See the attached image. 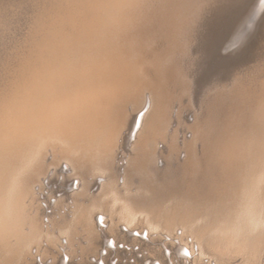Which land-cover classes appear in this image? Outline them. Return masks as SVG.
I'll use <instances>...</instances> for the list:
<instances>
[{
	"label": "bare ground",
	"instance_id": "6f19581e",
	"mask_svg": "<svg viewBox=\"0 0 264 264\" xmlns=\"http://www.w3.org/2000/svg\"><path fill=\"white\" fill-rule=\"evenodd\" d=\"M254 1L259 3L260 8L264 6V0ZM213 2L215 1L158 0V8L153 16L150 12L145 13L148 5L133 0L84 3L68 0L59 6L63 9L61 15L51 18L46 26L42 25V31L36 35L32 44L36 65L33 97L14 93L7 85L9 82L0 86V264H10L13 258H23L25 247L35 236L41 234L42 214L38 195L42 189L39 186L37 193L34 185L38 184L42 176V179L47 176L51 181L61 176L64 189L73 191V180L77 179L75 189L88 192L90 197L94 192L93 187L97 185L105 196L111 195L112 204L120 199L117 194L119 187L126 189L131 178L139 183L146 181L153 186L149 190L153 194L151 196H154L151 197L152 203L144 195H140L142 200L135 202L142 189L138 187V192L132 193L130 200L123 201L120 209L128 206L129 201L141 206H144L142 201H149L146 207L160 210L157 219L164 222L171 235L177 222H194L192 218L195 207L202 205L206 221L218 222V227L224 229L235 228L234 236L239 239L236 242L238 246L231 247L233 252L242 250L252 260L256 247L264 242L263 228L258 227L260 230L256 233L250 231L264 220L251 216L264 201L261 200L264 195H258L262 189L260 181L264 177V146L257 143V136H246V141L237 144L229 131L234 124L229 113L233 103L239 97L248 100L256 98L252 96L251 88L236 86L231 91L221 89L217 95L211 94L204 101L213 115L208 114L199 124H187L178 120L176 128L171 131L167 129L172 122L168 83L182 74L184 62L181 64V60L186 58L188 49L193 47L194 39L196 41L198 38L201 23L197 22L195 15ZM240 30L241 28L239 32ZM158 37L163 38L165 47L162 52L150 57L149 50ZM212 38L211 48L217 50L220 42ZM175 48L177 49L173 55L170 51ZM150 69L156 70L154 79L149 77ZM263 90L264 86L256 109L258 118L264 108ZM147 92L150 95H147L149 98H146L148 105L145 110L143 107ZM126 100L132 101L130 109L124 105ZM141 110L145 111L141 114ZM152 113L155 116L151 117L146 126V134L140 136ZM248 123L258 131H263V124L258 119L249 120ZM178 128L191 130L190 142L178 143ZM131 138L134 140L131 148L135 151L132 162L129 163V159L123 165L126 172L122 175V184L118 181L122 165L119 160L125 153L124 144ZM250 138H253L252 142ZM46 146L51 148L49 153ZM182 150L185 154L183 161L179 159ZM251 155L256 158L253 166L248 162ZM159 157L163 159L160 167L157 164ZM63 163L65 169L62 167ZM66 170L68 172L65 173ZM240 171L241 183L236 188L234 183L238 180ZM98 176L106 178L98 184ZM69 181L72 183L67 189ZM177 192L203 199L194 200L183 196L181 203L175 204L172 201L174 206H161L165 203L162 201L163 197ZM258 199L261 200L260 203ZM95 205L94 207H99ZM96 208L82 209L75 223L70 224L80 227L88 239L87 251L94 253L97 259L101 258L105 262L107 256L100 255L103 245L107 255L114 251L119 258L121 252H127L117 248L116 244L121 242L128 246L137 244L138 248L146 251L141 259L136 260V264L147 260L168 264V259L173 264L178 250L187 247V243L181 239L177 244L164 240L160 235L162 230L159 229L156 237L147 236L149 242L132 233L129 235L107 213L109 224L106 229L99 231L97 216L101 212L96 211ZM170 208L176 213L167 222ZM241 211L250 220V230L245 229V224H241ZM132 224L129 221L125 224L129 231L135 228L129 227ZM156 227L150 225L146 228L149 230ZM204 228L195 224L188 231L181 232L180 238L192 236L200 246L212 252L217 246L228 244L232 238L228 236L230 234L208 233ZM137 231L141 232L139 228ZM55 241L58 240L53 239L52 246L47 251L56 259L54 264H58L59 250L52 253V248L57 245ZM159 241L161 244L157 246ZM165 248L169 249L168 255ZM219 250L216 255L223 261L226 252ZM68 253L72 254L71 251ZM129 253L133 255L134 251L130 250ZM214 260L216 264H223L221 260ZM254 263L251 261V264Z\"/></svg>",
	"mask_w": 264,
	"mask_h": 264
},
{
	"label": "rangeland",
	"instance_id": "374dc122",
	"mask_svg": "<svg viewBox=\"0 0 264 264\" xmlns=\"http://www.w3.org/2000/svg\"><path fill=\"white\" fill-rule=\"evenodd\" d=\"M67 1L68 0H17V1L16 0H7V1L0 0V86L2 84L9 82L7 85L13 89L14 93H18L21 95L26 94L30 98L33 97L34 90L36 88L35 72H34L36 65H35V57L33 53L34 49L32 48L33 40L36 37V35L40 31H42L43 26H46L47 22H49L51 18L57 15H61L63 13L62 11L63 9L60 8L59 6L60 4H64ZM76 1L84 3V2H94V1L109 2L110 0H76ZM112 1H115V0H112ZM133 1L140 2L141 4H145V6L148 5L147 9L145 8L146 14L151 13L153 15L155 14L154 12L157 11L156 9L158 8V0H144V1L143 0H133ZM214 1L215 2H213L212 5L204 7L202 10L197 12V14L195 15L197 22L201 23L200 31L198 32V35H197L198 38H196V41L195 39L194 41L192 40L193 41L192 44H194L193 47H190L188 49L186 58L181 60V64H183L184 62L183 68H182V74L178 75V77L176 76L174 79H172V81L168 83L169 84L168 89L171 92V104H170L169 111H170V115L172 118V122L169 124L167 129L168 131H171L173 128H176L178 120L184 121L187 124H191L192 122L198 123V124L202 123L208 114L211 113V115H213V113L210 110H208V108H206V106L204 105V101L208 96H210L211 94L217 95V92L221 89L231 91L236 86H241L244 88L245 86H248L249 89L251 88L252 90V93H253L252 96H255L256 98H251L248 100L243 97H242L243 99L239 97L233 103L229 113L231 115V120L234 122V124L232 128H230L229 131L231 135L234 137V140L237 144L238 142L242 144V142L246 141V138L247 137L249 138V136H252V137L257 136L258 141H259L257 143L258 144L260 143V145L264 146L263 144L264 143V108L261 109L259 118L257 115L258 112L256 111V109H258L257 107L258 102H260V99L262 98V94H261L262 92L260 91L262 90V87L264 86V69H263L264 68V6L260 8L261 6H259V3H255L254 0L253 1L251 0H214ZM248 11L249 13H247ZM248 21L250 24L248 23ZM240 28L241 30L239 32ZM235 32L237 34H235ZM212 37L214 39H217L220 42V47L217 50H213L211 48V38ZM238 38L240 40H238ZM224 42H227V44ZM224 46H225V49H224ZM164 47H165V41L163 40V38L162 39L160 37L155 38L154 45H152V48L149 50L150 57L157 53L162 52V49ZM226 47L228 50L226 49ZM221 48L223 49L221 50ZM176 49L177 48H175L174 50H171L170 51L171 54L174 55ZM224 51L226 52L224 53ZM155 71L156 70L154 69H150V76H149L150 78H153V79L155 78L156 76ZM148 94L150 95L149 92L145 94V106L143 107V109L145 108L147 109L148 99L146 98H149L147 96ZM125 104H126V108L130 109L132 105V101L126 100L124 101V105ZM145 110H141L142 112L140 111V113L142 114ZM153 115L154 114L152 113V115L149 116L140 136H144L146 134V129H147L146 126L148 125ZM254 119H258V121H260L263 124L262 125L263 128H261L263 130L262 132L258 131L256 127L250 126V124L248 123L249 120L253 121ZM176 133H177V138H178L177 140L179 144H183V142L188 143L192 139L191 130L188 128H184V129L178 128ZM249 140L252 142L253 138H250ZM133 143H134V140L133 138H131L129 142H126L124 144L125 153L122 156H120V160H119V164L120 165L122 164L120 167L121 175L118 177L119 183H122L121 182L123 180L122 175L126 172L125 168H123V165H125L126 164L125 162L126 161L128 162L129 159H130L129 163H131L133 160V154L135 151L134 149H132ZM161 146H162V143L160 142L159 147ZM50 150L51 148L46 146V151L48 153L50 152ZM184 155H185L184 151L183 150L180 151L179 159L181 161H183ZM251 156L248 162L250 166H253L256 163L255 162L256 158L253 155ZM162 163H163V159L159 157L157 159L158 166L159 167L162 166ZM62 167H64L63 169H65L64 163L62 164ZM66 172L68 171L66 170L65 173ZM240 175H241V171L238 174V180L234 183V187L236 188L240 187V183H241ZM42 177L38 181V184L35 183L34 185L35 191L37 193L39 192V186L42 189L40 192L41 194L39 193L40 195H38L39 201H40L39 205L41 206L40 210L42 214V224H41L42 231H40L41 234L39 233L40 236L39 235L35 236V239L29 242L28 244L29 247L28 246H26L27 248L25 247L23 258L19 260L17 258H13L10 264H18V263L19 264L20 263L21 264H38V262L39 264H54L56 259H54V256L51 255L47 251L52 246L53 239L58 240V241H55L57 242L56 247L52 248L53 254L56 252V249H58L60 252L57 258L59 260L57 262L58 264H62L65 262H66L65 264H86L85 262H90L91 264H136L135 263L136 260L141 259L142 256L145 254L144 252H146L145 250L143 251V249L138 248L137 244L133 246L131 245L128 246L127 244L122 245L121 242L117 243L116 244L117 248H119L120 250H123V249L127 250L126 253L121 252L119 255V258H117V255L114 253V251H111L107 255L105 251V247L103 245L104 249L102 248L100 250V255L104 257L107 256L105 259V262L101 258L97 259L94 253L87 251L86 247L88 245V239L81 232L79 226L77 225L75 226V224H70V223L71 222L75 223L76 218L82 209L86 207L96 208L94 207L95 204L97 205V207L99 206L95 210L96 211L99 210L98 212H101V214L98 215L99 217L97 216V219H99L97 220L99 222V223L97 222L98 223L97 230L99 231H102L103 229L107 228V225L109 224V220H110L107 214H109L110 216H113L112 218L119 223V228L122 231L127 232L129 235H131L132 233L133 236L140 237L144 241L149 242L150 240L149 238H147L148 235L151 237H156L158 235L157 232H159V230H162L161 231L162 233H160V235L164 240L172 241L177 244L179 242V239H181L183 242L187 243L186 248L182 247V249L178 250L177 257L173 258V264H216L217 262L214 259L219 260V261L221 260L219 259V255H216L218 254L217 252L219 249H220L219 252L220 251L226 252L224 254L223 261L221 260L223 264H243V263L247 264V262L248 264L249 262L251 264V261L253 263L255 262L254 264H264V250H263L264 245L262 246V244H264L263 241L259 243L260 246L257 245L258 247H256L255 251L253 252L252 260L250 259V257H247L246 253L242 250L238 249V251L233 252L231 247L235 246L236 248V246H238L236 242L238 241L237 239H239V237L236 238L234 236L235 228L233 227L229 229H224L222 227H218L219 225L218 222L206 221L207 216L204 210V206L202 205L199 207L196 205L195 207L196 208L194 211L195 215L193 214L194 216L192 218L195 220L194 222H192L193 220L186 222V223L183 221L177 222V224H175V227L173 226L175 229L172 227L174 230H171V231H174V233H172L171 235H170V231L168 230L164 222L159 221L157 219L158 213L160 210L146 207L149 201H142V204L144 206L136 205L129 201L130 203L127 202L128 206L120 209V206L122 205L123 201L130 200V196L132 195V193L138 192L137 190L138 187L142 189H141V193L139 192L140 193L139 196L135 198V202L142 200L141 196L144 195L148 197L150 199V202L152 203L153 198L151 197H154V196H151L153 194L149 190L153 189V186L146 181H142L141 183H139L131 178L126 189H124L123 187H119V192L117 193L118 197L120 198L118 200L119 202L116 201L114 204H112V202L110 201L111 195L106 194L107 196H105V193L99 190V187L97 185L93 187L92 190L94 192L91 195L92 197H90V194L88 192L80 190V189H75L76 188L75 186L77 184L76 183L77 179L76 181L73 180L74 181L73 186L75 185L74 187L72 186L74 189L73 191V190L64 189L65 184H64V180L60 179L61 176H58L57 180H55L54 178L53 181L48 179L47 176L44 179H42ZM104 178L106 177L98 176L97 183L99 184L100 182H102ZM71 183L72 181H69L68 186H66L67 189L70 187ZM260 185L262 188L261 189L262 192L260 190V193H258V195L262 197L264 195L263 193L264 192V189H263L264 188V177L261 179ZM125 191L126 193H124ZM94 193H97V194H94ZM123 194L124 196L122 197ZM126 194L127 196H125ZM183 196L189 197V199L192 198L194 200L195 198L196 200L203 199L201 197L197 198L194 195L186 196V194H182V192H177V193L170 194V195L168 194L165 197H163L162 201L163 203L164 202L165 203L162 204L161 206L170 207V204L171 206L172 205L174 206L173 202H175V204L181 203L183 202L182 201ZM259 196L258 198H260ZM263 198L264 197L261 198L262 201L264 200ZM98 199L100 200V202ZM164 199L166 201H164ZM258 200L260 203L261 200L260 199ZM204 201H205V198H204ZM260 204L257 207L258 209L256 208V210L253 211V214L251 216L257 219L259 218L264 219V209H263L264 201L261 205ZM123 212L125 215L123 214ZM174 213L176 212L174 211ZM174 213H173L172 208H170L169 214L167 216L168 218L167 222L170 221L172 218H174L175 216ZM241 214L243 217L241 224H245L244 225L245 229L250 230L251 227H249L250 226L249 218L247 217V215H245L244 212H242ZM102 216H104V218H103V221L101 222L100 218ZM119 218L121 219L119 220ZM151 219L152 221H150ZM122 221L125 224H127L128 221L130 222V224H132L133 222L134 224L129 226L133 228L135 227L134 229H132L133 231H129ZM138 222H141V223H138ZM195 224L196 226L202 225L203 227H205L204 230H206L208 233L213 232L218 235L220 234L224 235L222 233L230 234L228 236H232V238H235V239L233 240L232 238H230L228 241V244H225L223 247L217 246L216 248H214V251L212 252V250H209L207 248L204 249L202 246H200L199 243L192 238V236H184L180 238L181 232L184 233V231L186 230L188 231L189 229H191L192 226H195ZM150 225H156L157 227L155 229L147 230L146 227L149 228ZM181 225H182V228H181ZM71 226L73 228H71ZM263 226H264V220L261 222V224L257 225L250 231L252 233L254 232L256 233L257 231L260 230L258 227H260L261 229L262 228L264 229ZM26 228L28 229V227ZM138 228L140 229L142 233L141 232L139 233V231H137ZM68 231H70L69 234H68ZM52 235H56V236H52ZM160 244H161L160 241L157 242V246H159ZM36 245L37 246L39 245V246L37 247ZM108 245H110V240L108 242ZM167 249L168 248H165L164 250L167 251V255H168L169 249L168 250ZM130 250L134 251L133 255L129 253ZM205 250H207L206 253H205ZM68 251H71L72 254L68 253ZM166 251H164V253ZM65 252H67V254ZM210 253L213 254V256ZM182 254L185 256H183ZM256 254H258L259 256ZM64 259H65V262H64ZM225 260H226V263H225ZM16 261L18 262L16 263ZM169 261L170 260L168 259V264H172ZM153 262L154 264H160L156 260L155 261L147 260V261L142 262V264H146V263L152 264Z\"/></svg>",
	"mask_w": 264,
	"mask_h": 264
},
{
	"label": "snow or ice",
	"instance_id": "6c2138e0",
	"mask_svg": "<svg viewBox=\"0 0 264 264\" xmlns=\"http://www.w3.org/2000/svg\"><path fill=\"white\" fill-rule=\"evenodd\" d=\"M101 219V222L103 221V218H100Z\"/></svg>",
	"mask_w": 264,
	"mask_h": 264
}]
</instances>
